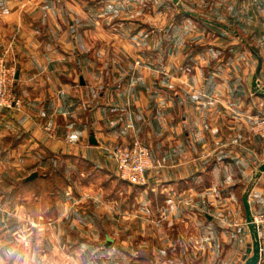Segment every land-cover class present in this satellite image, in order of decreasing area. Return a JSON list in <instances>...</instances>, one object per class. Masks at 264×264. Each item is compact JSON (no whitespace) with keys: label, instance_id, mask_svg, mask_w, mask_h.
Returning a JSON list of instances; mask_svg holds the SVG:
<instances>
[{"label":"crops","instance_id":"crops-1","mask_svg":"<svg viewBox=\"0 0 264 264\" xmlns=\"http://www.w3.org/2000/svg\"><path fill=\"white\" fill-rule=\"evenodd\" d=\"M173 2L172 23L188 25V35L172 38L180 58L172 77L133 64L148 50L99 45L141 39L148 0H0V56L15 64L22 100L19 110L0 111V161L28 148L34 168L59 157L67 170L96 169L91 182L110 187L117 178L109 147L136 139L153 162L142 188L188 201L189 215L207 217L203 232L220 245L245 224L225 226L222 218L243 215L247 201L252 214L264 203V142L251 130L264 115V0ZM138 7L144 12L134 16ZM229 200H240V209L226 210Z\"/></svg>","mask_w":264,"mask_h":264},{"label":"rangeland","instance_id":"rangeland-1","mask_svg":"<svg viewBox=\"0 0 264 264\" xmlns=\"http://www.w3.org/2000/svg\"><path fill=\"white\" fill-rule=\"evenodd\" d=\"M173 3L148 0L149 21L142 27L148 39L143 35L125 41L103 40L99 41L100 47L148 50V56L138 51L133 64L149 69L163 67L172 76L170 68L180 59L173 55L176 40L172 38L179 32L188 35V25L178 29L172 23L177 9ZM144 8H135L134 16L143 13ZM101 28L106 33L112 29ZM181 46L190 47L187 41ZM100 60L106 64L113 58ZM9 140H5L6 147L12 145ZM34 155L27 148L0 161V264H245L252 254L246 206L245 215L222 218L220 222L225 226L245 224L238 233L225 232L227 237L218 245V240L212 242L201 227L207 217L194 219L189 215L188 201H163L157 189L149 191L126 181L131 187L124 186L117 173V184L110 187L101 179L91 182L90 178L98 173L96 169L80 166L67 170L59 157L50 156L53 162L47 168H34ZM45 156L49 154L43 153ZM34 173L37 178L49 176L39 182L30 179ZM236 201L229 200L223 206L229 212L240 209L242 202ZM179 204L182 207L178 208ZM261 249L264 261V240Z\"/></svg>","mask_w":264,"mask_h":264},{"label":"built area","instance_id":"built-area-1","mask_svg":"<svg viewBox=\"0 0 264 264\" xmlns=\"http://www.w3.org/2000/svg\"><path fill=\"white\" fill-rule=\"evenodd\" d=\"M16 82V66L9 63L4 55L0 56V111L19 110L22 100L14 90ZM51 122L46 124L50 130ZM252 132L264 142V115L255 118L251 126ZM108 154L115 164L116 173L123 181L145 185L147 183V171L153 167L150 149L138 140L114 143L109 147ZM159 166V162H156ZM254 225L260 247L258 264H262L261 243L264 240V205L261 210L252 214Z\"/></svg>","mask_w":264,"mask_h":264},{"label":"water","instance_id":"water-1","mask_svg":"<svg viewBox=\"0 0 264 264\" xmlns=\"http://www.w3.org/2000/svg\"><path fill=\"white\" fill-rule=\"evenodd\" d=\"M261 169H264V164H262ZM35 176H36L35 173L32 174L30 179L34 178ZM245 205H246V222H247L248 228L250 230L251 239H252V252H251L252 254L245 264H257L258 259L260 257L259 241L257 239V235H256L254 225L251 222L252 214H251L246 203H245ZM249 252H250V249H249Z\"/></svg>","mask_w":264,"mask_h":264},{"label":"clouds","instance_id":"clouds-1","mask_svg":"<svg viewBox=\"0 0 264 264\" xmlns=\"http://www.w3.org/2000/svg\"><path fill=\"white\" fill-rule=\"evenodd\" d=\"M25 264H27V262H25Z\"/></svg>","mask_w":264,"mask_h":264}]
</instances>
